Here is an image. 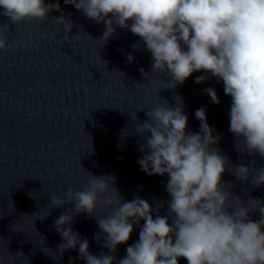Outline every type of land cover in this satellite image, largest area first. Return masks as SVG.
I'll return each instance as SVG.
<instances>
[{
	"label": "clouds",
	"instance_id": "clouds-1",
	"mask_svg": "<svg viewBox=\"0 0 264 264\" xmlns=\"http://www.w3.org/2000/svg\"><path fill=\"white\" fill-rule=\"evenodd\" d=\"M64 2L105 24L103 44L117 28L138 36L151 53L153 73L168 77L164 88L175 89L198 71L205 75L196 77L197 84L213 77L222 81L225 95L231 97L229 131L237 148L243 145L249 155L264 158V0ZM0 9L13 24L45 21L51 11H61L59 3L46 5L45 0H0ZM53 19L64 25L68 39L73 24L63 15ZM8 29V24L0 25V52L10 47ZM127 58L133 61L131 54ZM203 91L212 103H220L214 88ZM174 99L172 105L160 98L135 129L144 141L140 145L144 155L137 160L141 169L149 176L169 177L167 215L159 214V202L150 204L139 196L125 201L114 176L86 172L85 188L68 186L59 196H50L53 209L66 202L74 205L53 224L63 241L58 245L61 256L78 248L77 258L86 264H179L181 257L188 264H264V201H242L229 191L233 185L222 181L227 168L241 182L251 178L252 186L260 187L264 166L252 167L255 160L249 166H232L216 147L222 137L207 123V110L195 111L200 130L192 132L182 97ZM100 208L103 215L98 214ZM257 210L259 219H251ZM81 213L96 217L100 232L94 239L99 242L103 237L108 252L92 254L88 239L73 230L72 222ZM141 220L138 241L117 261L109 253L128 242Z\"/></svg>",
	"mask_w": 264,
	"mask_h": 264
}]
</instances>
